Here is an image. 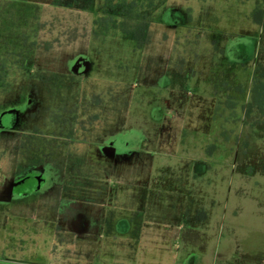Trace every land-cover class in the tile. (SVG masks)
<instances>
[{
  "label": "rangeland",
  "instance_id": "rangeland-1",
  "mask_svg": "<svg viewBox=\"0 0 264 264\" xmlns=\"http://www.w3.org/2000/svg\"><path fill=\"white\" fill-rule=\"evenodd\" d=\"M115 2L0 0V178L19 162L15 133L37 132L41 148L56 147V138L58 148L68 144V155L52 156L56 190L105 203L97 243L32 223L31 212L0 201V264H264V172L256 169L264 100L248 93L255 76L264 83V32L255 22L264 21V0L160 1L140 13L152 39L139 49L95 26L101 16L121 22ZM211 89L230 97L216 101L207 138L192 128ZM112 134L120 144L109 155ZM180 213L177 228L156 227Z\"/></svg>",
  "mask_w": 264,
  "mask_h": 264
},
{
  "label": "flooded vegetation",
  "instance_id": "flooded-vegetation-1",
  "mask_svg": "<svg viewBox=\"0 0 264 264\" xmlns=\"http://www.w3.org/2000/svg\"><path fill=\"white\" fill-rule=\"evenodd\" d=\"M78 65L81 67L80 62ZM6 113L7 111H4L0 116ZM98 120V115L92 116L88 126L97 123ZM81 132L85 134L86 141L82 144L86 146L87 136L91 131H87L86 128V130H82ZM5 133L8 132L5 131ZM15 134L18 138V145L14 147V150L19 156V162L12 164L11 167L5 170V173L0 178V201L16 202V205L10 208L11 211L16 210V207H18L22 212H31L33 214V217H31L33 219L32 223L40 222L41 220L43 223L42 225H53L55 230L58 229V231H62L63 234H74L83 239L91 236L94 237L98 243V238L100 236L99 206L105 204L103 199H100V201H90L86 199L85 195H80V199H71L67 198L68 196L65 197V194L63 195V188L56 190L58 186L56 183L57 179L54 175L58 172L56 170L58 164L51 161L54 159L52 156L68 155L66 152V146L68 144L64 142L63 148H58V138H56L53 140L56 147L44 145L41 148L39 146V133L34 132L27 137L21 136V133ZM25 138H27V140H25ZM119 138L120 136L115 134L108 137L110 145L107 146L106 149L109 155L114 152L118 153L117 147L114 148L112 146H114L115 143L120 144ZM51 139L53 138L51 137ZM89 145H92V143ZM52 148L55 151L48 155L47 151ZM23 149H26V151L24 152ZM66 165L64 164L62 169L63 173L68 170ZM58 182L60 185H64L65 180H58ZM27 198L33 199L31 205L24 203ZM63 198L66 202L65 204H61ZM80 201L84 203L80 211L69 214L65 212L68 209H73V203H78ZM89 207L95 210L88 211L87 208ZM50 212H52L51 217H49ZM23 217L26 220L29 218ZM44 223H47V225Z\"/></svg>",
  "mask_w": 264,
  "mask_h": 264
},
{
  "label": "trees",
  "instance_id": "trees-1",
  "mask_svg": "<svg viewBox=\"0 0 264 264\" xmlns=\"http://www.w3.org/2000/svg\"><path fill=\"white\" fill-rule=\"evenodd\" d=\"M164 2V0H121L119 4L115 5L121 9L122 20L117 22L111 16L99 17L95 26L98 28L100 34L105 35L109 29H116L122 36L130 38L139 49L148 45L151 42L152 34L149 29L150 23L146 21H139L140 13L143 11H151L158 2ZM113 2V0H111ZM260 24L262 31L264 32V21L260 19L255 20ZM99 35L98 32H95ZM47 49L46 51H48ZM252 97L255 101L260 102L264 100V83L256 76L252 82Z\"/></svg>",
  "mask_w": 264,
  "mask_h": 264
},
{
  "label": "crops",
  "instance_id": "crops-1",
  "mask_svg": "<svg viewBox=\"0 0 264 264\" xmlns=\"http://www.w3.org/2000/svg\"><path fill=\"white\" fill-rule=\"evenodd\" d=\"M79 62H80V66L81 67H79L78 70L80 72H83V73L87 72V69H88L87 63H85L83 61H79ZM250 92H251V88H250V91H248L249 96H250ZM207 95H208V99H209V101H206V103L208 102L207 103V105H208L207 106V109H202V110L199 109V111L195 114L196 115L195 116V121H196L197 125L192 128V131L194 133H197V134L199 133V134L205 135V136H207V138H209L208 135L211 132H209L210 130L205 126L204 123L205 122L206 123L209 122L210 119H211V117H215L214 116L215 115V113H214V107H215L216 101L219 100L218 102L224 103L223 101L224 100L226 101L227 97H230V95L227 94V89H225V90H220V89L218 90L217 89V91L214 90V89H211L210 92H208ZM248 98L245 101V103H248L247 102L248 101ZM223 110L224 111H227V108H224ZM224 121L227 122V120H224ZM263 124H264V122H263ZM179 128H181L182 131L185 130L184 126H181ZM205 133H208V134H205ZM213 137H214V135H213ZM257 150H258L257 154L258 155L259 154L262 155L263 158H259L258 159V163L256 162L257 163L256 169L259 170L260 172H264V147L257 148ZM218 164L221 165V163H218ZM219 167L220 166L218 165L217 166V170L220 169ZM244 199H246V198H244ZM244 199H243V201H244ZM257 207L256 208L258 210H260V207L259 206H257ZM261 210H263V213L260 215L261 216L260 218H261V220H263V223H264V206H262ZM138 212L141 213L140 211H138ZM219 212H220V214H219L220 224H222V222L223 223L226 222V219H227V200L224 201L222 207L219 209ZM251 214L249 213V211H247L246 214L245 215H242V216L243 217L245 216L247 218L248 217L247 215H249L250 218L252 219L253 214H252V216H251ZM203 220H206V217ZM182 222H184L183 221L182 213H180L179 215H176V216H174L173 214H171L169 220L163 219V221L161 222L162 225H160V224L158 225L157 224L156 227H159V229H161V230L167 231L169 227L170 228H173L175 226L174 228H177V225L180 224V223H182ZM202 222H204V221H202Z\"/></svg>",
  "mask_w": 264,
  "mask_h": 264
}]
</instances>
